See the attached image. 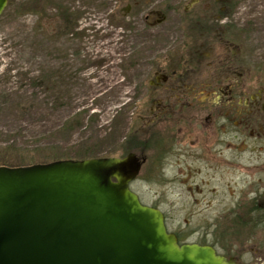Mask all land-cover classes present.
Here are the masks:
<instances>
[{
  "label": "rangeland",
  "instance_id": "374dc122",
  "mask_svg": "<svg viewBox=\"0 0 264 264\" xmlns=\"http://www.w3.org/2000/svg\"><path fill=\"white\" fill-rule=\"evenodd\" d=\"M133 1L7 0L0 15V160L15 166L29 156L33 164L47 163L45 156L50 152L74 156L84 148L102 157H119L127 145L139 146L143 151L137 149L135 154L144 157V164L130 189L141 203L163 213L169 232L180 234L186 243L205 240L219 252L242 251L243 257H249L257 248L264 253L263 228H255L251 238L237 237L232 231L240 223L224 217L245 196L241 190L251 178L224 169L203 177L196 170L198 159L184 163L177 150L174 156L164 157L163 170L155 167L156 144L150 136L160 131L161 139L173 129L165 123L147 127L138 120L140 109L150 117L152 107L145 90L138 88L144 80L146 85L155 70L152 53L176 56L184 49L186 0L145 1L140 20L133 7L121 17ZM158 14L166 17L163 24L153 29L143 26L144 16L153 23ZM204 16L208 26L211 18ZM228 20L243 50L253 21V78L264 86V0H236ZM60 26L67 32L61 37L56 34ZM50 76L55 83L44 81ZM133 134L136 141L128 144ZM163 136L159 140L167 148ZM13 139L18 140L19 150L7 148ZM166 143L170 146L171 141ZM36 145L41 146L34 152ZM26 146L29 151L23 152ZM245 159L248 165L250 160ZM241 161L237 159L238 164ZM190 162L195 170L185 178ZM246 225L252 229L254 222Z\"/></svg>",
  "mask_w": 264,
  "mask_h": 264
},
{
  "label": "flooded vegetation",
  "instance_id": "af4514ba",
  "mask_svg": "<svg viewBox=\"0 0 264 264\" xmlns=\"http://www.w3.org/2000/svg\"><path fill=\"white\" fill-rule=\"evenodd\" d=\"M150 1L134 0L122 10L121 17H126L133 7L135 17L140 20L142 3ZM234 9L236 0H186L182 8L188 30L187 38L182 40L184 49L176 56L151 54L157 61L155 70L146 85L144 80L138 88L145 90L146 102L152 105L151 116L146 117L140 109L137 118L146 122L147 127L165 123L173 129L166 132L165 137L161 134L164 140L171 141L170 146L164 141L167 148L161 145L160 131L150 136L153 140L150 142L156 144L157 169L163 170L164 157L171 153L174 156L177 150L182 152L184 163L190 158L198 159L196 170L203 173V177L224 169L243 179L251 178L241 190L245 196L235 201L234 209L224 215L231 222L240 223L232 231L235 236L251 238L257 233L255 228H263L264 234V158L260 157V153L264 154V86L253 78L254 23L251 22L247 31V47L243 50L234 39L237 33L234 34L228 20ZM204 14L211 18L208 26ZM158 15L153 23L146 22L148 16H144L143 26L153 29L163 24L166 17ZM71 28L74 29L72 25ZM66 33L63 26L56 31L59 37ZM191 44L197 45L196 48ZM238 158L242 159V164H238ZM245 158L250 160L248 165H244ZM193 170L195 167L190 162L185 178ZM249 222H254L252 229L246 225ZM196 244L211 246L216 254L238 264H264V253L257 248L251 247V255L243 257L242 251L240 254L228 249L219 252L216 245L205 240Z\"/></svg>",
  "mask_w": 264,
  "mask_h": 264
},
{
  "label": "water",
  "instance_id": "95a60500",
  "mask_svg": "<svg viewBox=\"0 0 264 264\" xmlns=\"http://www.w3.org/2000/svg\"><path fill=\"white\" fill-rule=\"evenodd\" d=\"M143 162L129 153L0 166V264H238L167 232L129 187Z\"/></svg>",
  "mask_w": 264,
  "mask_h": 264
},
{
  "label": "trees",
  "instance_id": "16d2710c",
  "mask_svg": "<svg viewBox=\"0 0 264 264\" xmlns=\"http://www.w3.org/2000/svg\"><path fill=\"white\" fill-rule=\"evenodd\" d=\"M43 78L44 77L39 78L40 79V82L43 81ZM54 78H55L54 76L53 77L50 76L49 78L45 77L44 81L46 80L47 82H49L51 80L52 82L55 83L56 81H54ZM63 128L64 127H62L61 130H63ZM14 138H16V136H14ZM135 141H136V136L133 134V135L130 136V140H129L128 144H131V142H134L135 143ZM17 144H18V140L17 139H13L12 140V143H11V146L10 147H7V148H9L11 150H19L20 147H17L16 146ZM39 146H41V145H36V147H35L36 149H35L34 152H37L40 149ZM27 147L28 146H26L24 148L22 147L21 148V149H23L22 151L23 152H28L29 149ZM37 147H39V148H37ZM137 149H138V151L140 153H142L143 149H140L139 146L137 148V147H133V146L131 147L130 145H127V147L125 149V153L119 155V157H124L125 155H127L129 153H135L137 151ZM95 157H102V156H99L96 152L91 151V149L84 148L83 151H80V153H77L74 156H70L69 154H65V153L50 152L49 155L45 156V159H46L45 161H50L51 162V161L61 160V159H87V158H95ZM22 160H23L22 162H20L19 164L15 165V166L8 165V164H6V163H4V162H2L0 160V166H8V167L26 166V165L33 164L32 161H34L33 157H29V156L22 157ZM175 234L178 237L179 242H181V243L182 242H185V239L180 234H178V233H175Z\"/></svg>",
  "mask_w": 264,
  "mask_h": 264
}]
</instances>
